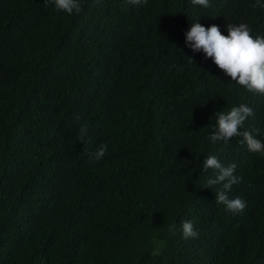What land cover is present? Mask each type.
I'll return each mask as SVG.
<instances>
[{
  "label": "trees",
  "instance_id": "trees-1",
  "mask_svg": "<svg viewBox=\"0 0 264 264\" xmlns=\"http://www.w3.org/2000/svg\"><path fill=\"white\" fill-rule=\"evenodd\" d=\"M80 2L69 15L44 0H0V264H264V156L242 137L209 138L214 114L244 103L255 115L241 131L264 140V95L184 35L199 21L264 36V8ZM209 155L236 164L242 180L228 195L243 212L216 202L215 171L200 167ZM185 220L198 238L183 237Z\"/></svg>",
  "mask_w": 264,
  "mask_h": 264
},
{
  "label": "clouds",
  "instance_id": "clouds-1",
  "mask_svg": "<svg viewBox=\"0 0 264 264\" xmlns=\"http://www.w3.org/2000/svg\"><path fill=\"white\" fill-rule=\"evenodd\" d=\"M132 5L146 6L148 0H128ZM194 5L204 8L211 7L210 0H191ZM45 6L53 5L55 11L64 12L72 15L74 12L82 11L80 0H44ZM253 8H264L262 0H255ZM227 35L220 27L211 24L205 27L199 21L191 23L190 28L185 32V45L194 53H203L205 59H211L212 62L223 72L231 81L239 84L252 93L264 95V36L252 34L251 27L246 23H229L226 25ZM189 58V57H188ZM194 61L189 58V63ZM182 68H177V71ZM216 127L210 135V140L215 143L223 141L228 143L232 137H242L240 144H246L250 152L259 153L264 156V140L257 138L260 134L259 129H243L245 121L249 117H254L255 113L252 107L241 103L238 106L231 107L227 112L217 111ZM80 119L79 116L76 117ZM256 133V135L253 134ZM87 125L81 127L78 139L83 144L88 140ZM108 145L101 144L97 150L92 153L96 161L102 159L107 152ZM203 172L209 169L215 171L214 177L207 180L209 187L221 185L216 192V202L225 205L228 211L239 213L243 212L246 202L240 198H229L228 192L233 185L241 182L242 177L235 175L236 164L231 163L225 166L216 155L207 156L202 162ZM182 235L185 239L198 238V231L191 220H185L181 225ZM170 230H175V225Z\"/></svg>",
  "mask_w": 264,
  "mask_h": 264
}]
</instances>
